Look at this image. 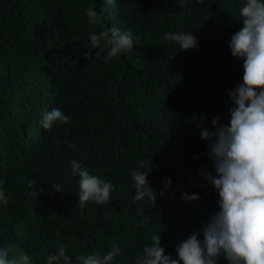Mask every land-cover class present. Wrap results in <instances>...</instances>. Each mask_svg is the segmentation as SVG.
<instances>
[{"label":"trees","instance_id":"obj_1","mask_svg":"<svg viewBox=\"0 0 264 264\" xmlns=\"http://www.w3.org/2000/svg\"><path fill=\"white\" fill-rule=\"evenodd\" d=\"M245 3L0 0V188L11 196L0 203V247L16 245L32 264H46L63 242L75 264L76 254L104 255L115 244L123 255L113 264H134L153 234L161 233L165 254L173 256L193 232L202 240L203 226L220 209L218 191L198 186L200 169H212L200 131L214 130L213 117L230 122L227 93L243 83V60L231 55L229 42L242 28ZM102 5L101 23L90 25L88 7ZM113 26L139 40L104 63L89 36ZM165 32H190L198 47L179 49ZM54 108L70 123L44 129ZM151 159L158 167L147 182L157 198L135 201L131 172L147 171L138 164ZM73 160L111 181L106 205L80 207ZM182 193L200 198L184 200ZM218 264L229 262L220 257Z\"/></svg>","mask_w":264,"mask_h":264},{"label":"clouds","instance_id":"obj_2","mask_svg":"<svg viewBox=\"0 0 264 264\" xmlns=\"http://www.w3.org/2000/svg\"><path fill=\"white\" fill-rule=\"evenodd\" d=\"M203 0H198L202 3ZM183 7L186 0H176ZM107 12L106 5L99 11L89 6L86 11L88 23H101ZM242 28L233 33L229 42L231 55L243 60V83H238L228 90V97L233 103L229 108L230 122L221 124L219 117H213L214 130L201 127L202 140L208 141V156L212 169L202 167L199 175L204 183L210 184L219 194V211L215 213L203 228V239L193 232L187 239L175 247L176 255L165 254L161 246V233L153 234L152 243L145 245L142 252L134 257V264H218L223 257L229 264H264V0H246L239 9ZM163 39L179 45V49L189 50L198 47L197 38L190 32H165ZM130 31L122 32L118 27H110L98 34L89 36L90 49L95 52L97 60L109 63L118 55L129 52L133 45ZM106 52L103 57L101 53ZM91 51L84 52L88 60ZM70 116L59 108L46 113L42 121L44 129H50L53 122L70 123ZM198 127H200L198 125ZM139 168L147 171L131 172L136 189L135 201L145 197L156 200L157 193L147 182L148 173L157 165L142 160ZM73 176L79 177V204L83 208L89 201L97 205H106L111 200L114 186L96 175H91L78 160L71 162ZM165 190L170 188L171 179L165 182ZM34 184V181L30 182ZM55 191H62V185L52 184ZM184 200H198L193 193H182ZM10 195L0 188V203L7 204ZM143 211V209H141ZM147 223V218H145ZM123 255L122 248L113 244L104 255L78 253L75 264H113ZM0 264H32V259L22 248L8 244L0 247ZM46 264H73L68 245L59 242L56 251L48 255Z\"/></svg>","mask_w":264,"mask_h":264},{"label":"water","instance_id":"obj_3","mask_svg":"<svg viewBox=\"0 0 264 264\" xmlns=\"http://www.w3.org/2000/svg\"><path fill=\"white\" fill-rule=\"evenodd\" d=\"M0 109H1V101H0Z\"/></svg>","mask_w":264,"mask_h":264}]
</instances>
